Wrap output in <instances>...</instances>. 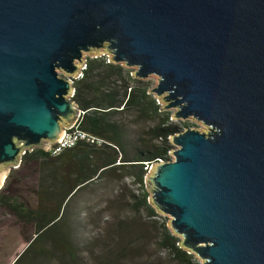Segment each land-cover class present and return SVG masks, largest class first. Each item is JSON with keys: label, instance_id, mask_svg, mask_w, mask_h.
<instances>
[{"label": "water", "instance_id": "obj_1", "mask_svg": "<svg viewBox=\"0 0 264 264\" xmlns=\"http://www.w3.org/2000/svg\"><path fill=\"white\" fill-rule=\"evenodd\" d=\"M85 54L156 75L161 110L205 126L171 134L145 176L179 245L264 264V0H0V188L77 122Z\"/></svg>", "mask_w": 264, "mask_h": 264}, {"label": "trees", "instance_id": "obj_2", "mask_svg": "<svg viewBox=\"0 0 264 264\" xmlns=\"http://www.w3.org/2000/svg\"><path fill=\"white\" fill-rule=\"evenodd\" d=\"M122 63L85 58L73 79V101L82 111L76 127L99 140H79L51 155L35 147L21 156L35 163L34 203L0 191V207L32 237L11 264H198L149 201L145 176L151 164L168 160L169 136L179 130L144 79ZM112 195L98 204H77L99 183ZM132 185L134 187H132ZM81 214L97 231L82 229ZM95 215V217H94Z\"/></svg>", "mask_w": 264, "mask_h": 264}, {"label": "rangeland", "instance_id": "obj_3", "mask_svg": "<svg viewBox=\"0 0 264 264\" xmlns=\"http://www.w3.org/2000/svg\"><path fill=\"white\" fill-rule=\"evenodd\" d=\"M87 56H89V54H85L84 58H86ZM129 68H131L132 70L135 69V67ZM60 74L64 75L62 72H60ZM156 78V75L151 74L144 80L149 83L151 88L157 84ZM170 111L172 112V110ZM173 123L178 126L179 130H184V128H205V126L199 124L191 118H187L184 120H173ZM173 148L174 146H172L171 149ZM21 156L17 165H7L8 170L3 176V184L0 188V191L6 192L7 194L17 198L19 201L32 204L34 203L33 185L36 178V165L32 162L24 163L23 161H21ZM168 158L172 159L173 156L171 154H168ZM132 187L134 186L132 185ZM111 188V184L108 185L107 182H100L98 185V189L94 193L89 194L88 192L84 191L82 194H79L77 198V204H75V206L78 207L83 205L86 199L88 204H98L100 203L99 201H101V191L105 196L112 195V190H110ZM160 215L167 217L162 213H160ZM80 217L83 223V231H97V227H95L94 223L87 222L85 216H83L82 214ZM32 232L33 231L31 227L17 223L8 213H6L3 208L0 207V264H11L12 261L17 258L20 251L23 249L29 239L32 237ZM27 258L28 257L22 259L20 264H25ZM195 258L197 262L200 261L197 257Z\"/></svg>", "mask_w": 264, "mask_h": 264}, {"label": "built area", "instance_id": "obj_4", "mask_svg": "<svg viewBox=\"0 0 264 264\" xmlns=\"http://www.w3.org/2000/svg\"><path fill=\"white\" fill-rule=\"evenodd\" d=\"M81 75L82 72L80 73L79 76ZM79 140H87L89 142H94V141L99 142V140H96V138H94L93 136L78 129L76 127V123H74L72 126L68 128H64L60 139L52 142L47 150L50 152L51 155H54L59 151H61L63 148L75 145V143Z\"/></svg>", "mask_w": 264, "mask_h": 264}]
</instances>
